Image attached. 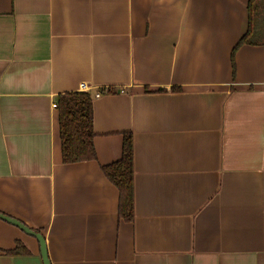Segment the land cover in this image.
Returning <instances> with one entry per match:
<instances>
[{
	"label": "crops",
	"instance_id": "0c3cea01",
	"mask_svg": "<svg viewBox=\"0 0 264 264\" xmlns=\"http://www.w3.org/2000/svg\"><path fill=\"white\" fill-rule=\"evenodd\" d=\"M248 2L0 0V213L51 264H264V45L231 60ZM72 91L94 98L97 157L66 164L53 104ZM125 133L133 221L102 170ZM0 264H44L1 218Z\"/></svg>",
	"mask_w": 264,
	"mask_h": 264
},
{
	"label": "trees",
	"instance_id": "16d2710c",
	"mask_svg": "<svg viewBox=\"0 0 264 264\" xmlns=\"http://www.w3.org/2000/svg\"><path fill=\"white\" fill-rule=\"evenodd\" d=\"M247 9V32L236 43L231 56L234 76L236 51L244 44L264 45V0H249ZM171 89L179 91L181 87L174 86ZM101 91L115 93L118 89L110 86L100 89ZM93 101L92 94L86 91H72L58 95L62 160L66 164L94 160L97 157L94 145ZM102 170L120 191V217L126 221H133L135 216L134 143L131 133L124 134L121 158L102 166ZM5 252L8 254L30 253L21 241H17L14 249L5 250Z\"/></svg>",
	"mask_w": 264,
	"mask_h": 264
},
{
	"label": "water",
	"instance_id": "95a60500",
	"mask_svg": "<svg viewBox=\"0 0 264 264\" xmlns=\"http://www.w3.org/2000/svg\"><path fill=\"white\" fill-rule=\"evenodd\" d=\"M0 218L19 227L22 231H24L26 234L31 235L33 237H35L40 245V251H41V255L44 261V264H51L49 255H48V248H47V244H46V239L44 237V235L40 232L37 231L29 226H27L25 223H23L22 221L8 216L6 214L0 213Z\"/></svg>",
	"mask_w": 264,
	"mask_h": 264
},
{
	"label": "built area",
	"instance_id": "2783aa9c",
	"mask_svg": "<svg viewBox=\"0 0 264 264\" xmlns=\"http://www.w3.org/2000/svg\"><path fill=\"white\" fill-rule=\"evenodd\" d=\"M101 94H102V93H101L100 91H96V92L94 93V97H99ZM53 105H54V107H57V103H54Z\"/></svg>",
	"mask_w": 264,
	"mask_h": 264
}]
</instances>
